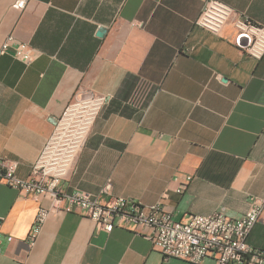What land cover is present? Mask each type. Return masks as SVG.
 Segmentation results:
<instances>
[{
  "label": "crops",
  "instance_id": "crops-1",
  "mask_svg": "<svg viewBox=\"0 0 264 264\" xmlns=\"http://www.w3.org/2000/svg\"><path fill=\"white\" fill-rule=\"evenodd\" d=\"M223 1L264 25V0ZM15 2L0 0V46L12 34L37 52L25 64L0 51V156L18 161L19 176L72 96L98 93L108 101L61 190L160 200L178 220L237 217L264 196V56L247 55L231 21L217 34L198 27L203 0ZM50 201L0 183V264H192L163 258L141 228L106 232L79 212L50 214L30 245ZM247 242L264 248V210Z\"/></svg>",
  "mask_w": 264,
  "mask_h": 264
},
{
  "label": "built area",
  "instance_id": "built-area-1",
  "mask_svg": "<svg viewBox=\"0 0 264 264\" xmlns=\"http://www.w3.org/2000/svg\"><path fill=\"white\" fill-rule=\"evenodd\" d=\"M25 2L16 0L13 6L22 8ZM228 21H231L238 34L248 38L245 48L247 55L255 60L261 59L264 56V25L236 12L223 0H203L195 24L209 33L217 34ZM0 51H10L25 64L37 57V52L27 42L12 34L4 38ZM107 101L106 94H74L56 119L26 177L17 174V160L0 156V183L34 198L47 195L51 199L48 206H39L27 242L34 244L50 214L79 212L106 232L115 226L143 229L144 236L165 259L177 258L192 264H202L205 258L211 256L215 264H264V248L254 247L247 242L250 230L264 210V196H250L247 209L237 217L214 211L178 220L160 200L148 205L124 196L102 201L79 188L71 192L59 188V182L71 170L96 117ZM190 180V175L185 176L176 191L183 192ZM110 190L111 181L107 180L101 186L100 194L109 195Z\"/></svg>",
  "mask_w": 264,
  "mask_h": 264
}]
</instances>
